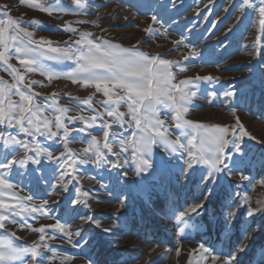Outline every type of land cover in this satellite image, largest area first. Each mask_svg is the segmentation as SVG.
<instances>
[{
  "label": "rangeland",
  "instance_id": "rangeland-1",
  "mask_svg": "<svg viewBox=\"0 0 264 264\" xmlns=\"http://www.w3.org/2000/svg\"><path fill=\"white\" fill-rule=\"evenodd\" d=\"M250 2L259 4V0ZM144 3L155 4V10L161 12L157 19L164 21L163 24H154L152 14H144L146 9L138 7ZM29 4L68 8L71 11L48 15L38 8L29 7ZM80 4L84 7H79L75 0H27L24 4L20 0H0V5L9 6L7 11L13 19L33 31L34 39L51 40L54 45L65 46L64 42L71 43L81 33L90 32L91 38L98 42L108 40L124 48L135 47L149 56L172 61L175 75L173 83L178 84L181 80L194 79L196 76L218 77L214 82H201L200 85L201 89L217 91V97L194 98L195 107L190 108L184 118L209 127L229 126L230 129L236 127L239 119L256 139L244 137L242 142L247 162L244 174L249 176V180H241L239 175L220 174L216 184L211 185L209 198L214 203L223 202L235 206L237 219H233L234 226L230 231H218L216 227L200 230L187 228L184 233L179 231V215L187 213L184 219H190L195 214L188 209L199 203V197L206 194L205 188L209 185L207 181L201 184L200 177L208 169L204 165H196V171L193 172L187 169L186 154L181 157L180 153H176L174 157H168L161 146H154L153 152L157 157L164 156L172 160L174 167L169 175H137L130 149L125 153L127 163H123L124 156L110 155L105 149L107 159L119 161L122 167L112 169L110 165H105L101 168L92 161L87 164L77 163L74 170L68 169L70 174L75 175V179L71 175L65 177V180L71 179L67 192L62 191L52 177L49 179L56 185V192L49 194L44 188L34 189L27 176L15 175L13 166L11 179L18 185L13 189L17 197L32 194L34 199L28 203L37 206L47 199L45 208L52 210L49 216L57 218L68 208L69 199L79 197L80 203L74 207L80 210L81 215H91L93 220L99 222V227L83 220L70 225L69 231L79 229L81 236L88 240L87 244H81L79 248H73L57 232L55 239L47 241L58 250L50 264H61V260H64V264H190L197 257L198 252L194 250H198L201 243L224 256L236 255L243 243L247 247L245 252L238 254L237 264H264V143L256 142L264 141V108L256 103L245 105L239 99L235 101L219 95L220 91L231 85L236 86L239 95L246 89L248 77L253 72L257 75L264 72V30L259 24L258 11L249 8L245 0H175L174 6L169 4V0H80ZM163 5L168 7L161 11ZM0 18H5L2 10ZM33 21L38 22L37 25H33ZM68 26L76 29V32L66 31ZM149 27L154 33L151 39L145 31ZM192 52L214 54L212 59L219 61V67L206 64L199 57L193 59ZM9 63L25 75V83L32 80L38 82L31 85L32 94L36 103L46 106L43 115L51 119L53 125L58 107L69 110L67 117L78 118L75 123L65 118V123L72 130L67 141L37 137L40 146L51 150L53 155L50 161L41 158L44 167L52 169L58 166L56 158L62 159L61 154L66 152L65 143L80 159H88L92 153H84V149L89 148L92 137L95 136L103 144L101 130L86 126V121L97 111H104L102 102L107 98L103 93L92 86L74 84L63 77H54L49 81L47 76L39 72L28 73L15 58ZM44 63L60 72L71 71L76 67L72 61L57 63L46 60ZM176 65L188 67L181 72ZM0 79L7 85L15 83L12 74L3 67H0ZM21 88L28 91L23 85ZM12 98L19 100L18 96ZM89 99L92 101L91 107L85 103ZM120 110L127 112L123 104ZM171 117L170 110H161V119L168 125L169 138L174 140L179 130L175 128ZM104 119L110 121L111 118L105 115ZM133 130L125 126L124 135H129ZM0 131L11 132L17 138L32 139L19 133L18 129L0 126ZM111 131L121 130L118 125H114ZM228 139H232L231 135ZM118 151L119 147L114 145L113 152ZM28 154L34 155L33 152ZM20 158L22 152L17 157ZM59 166L64 167L63 164ZM181 168L185 169L183 176L180 175ZM116 176H119V185H115L113 178ZM85 193L87 195H83ZM245 198L249 203H245ZM0 199L10 202L7 194ZM249 208L259 210L254 211L253 217H248ZM173 211L177 213L176 219L170 218ZM35 215L38 214H25L26 219L14 217L17 223H9L6 229H0V239L11 238L17 246H27L38 241L39 234L27 227L21 228V223L39 227L54 225L56 219L40 217L34 220L32 216ZM105 229L110 231L106 232ZM249 229L252 233L245 238ZM46 231L52 232L54 229L48 228ZM12 232L19 239L10 237ZM72 240L78 242L80 237L73 235ZM40 251L45 256L53 255L48 249L42 248ZM71 256L75 258L69 259ZM206 264H222V261L213 262L209 259Z\"/></svg>",
  "mask_w": 264,
  "mask_h": 264
},
{
  "label": "snow or ice",
  "instance_id": "snow-or-ice-1",
  "mask_svg": "<svg viewBox=\"0 0 264 264\" xmlns=\"http://www.w3.org/2000/svg\"><path fill=\"white\" fill-rule=\"evenodd\" d=\"M22 4L27 0H20ZM79 7L80 0H75ZM249 8L259 13V24L264 30V0H259V4L245 0ZM169 4L175 5V0H169ZM29 7L38 8L52 15L53 12H68V8H54L42 4H29ZM138 7L146 9L145 15L151 13L152 22L163 24L164 21L158 20L157 17L161 12L155 10L156 6L152 3H144ZM168 5H163V8ZM8 5H0L2 16L0 18V67L9 71L15 83L12 85L5 84L0 79V126L6 128L18 129L31 140L17 138L11 132L0 131V197L8 195L10 202L0 199V229H6L8 224H16L14 217L26 219L25 214L32 215L34 220L40 217L56 219L54 225H41L33 227L30 224L21 223V228L27 227L32 232L39 234V240L27 246H17L11 238L0 239V264H50L55 258L57 249L52 248L47 241L55 239L57 232L61 233L73 248H79L81 244H87L88 240L81 236V231H69L70 225L78 220L90 221L99 227V222L93 220L91 215H81L80 210L74 205L80 203L79 197L69 199L68 208L63 210L62 215L57 218L49 216L51 209H46L48 203L44 199L39 206L29 204L33 201L34 196L29 194L26 197L19 198L14 188L18 185L11 179L14 174L18 176H27L29 183L34 189L44 188L49 194L56 192L57 187L49 177H52L59 183L60 189L68 191V184L71 179L65 180L70 174L68 169H75L77 163L87 164L92 161L97 166L103 168L110 165L112 169H119L122 164L119 161H109L105 155L107 153L116 157L124 156L123 163L128 162L125 153L131 150L130 154L133 163L136 165L137 175L141 173H151L152 176L169 175L174 165L172 160L164 156L157 157L154 152V146H161L165 149L168 157H174L180 153L185 161L187 169L196 171V165H204L208 169L200 177V183L206 181L209 187L205 188V195L199 197L200 202L191 206L188 211L194 213L190 219H184L187 213L179 215L181 223L178 229L184 233L187 228L200 230L202 228L216 227L218 231H230L233 225V219H237L235 206L227 205L223 202L214 203L209 197L211 195V185L216 184L220 174L227 176L239 175L241 180H249V176L244 174L247 162L244 159L242 142L244 137L250 140L256 138L252 136L237 119L236 127L214 126L209 127L203 124L194 123L185 119V114L190 108L195 107L194 98L211 97L215 99L217 91H209L207 88L201 89V82H214L218 77L214 76H196L194 79L181 80L178 84L173 83L175 75L172 71L174 66L172 61L161 59L158 56H149L135 47L124 48L119 44H112L108 40L100 42L93 40L92 33H81L78 39L71 43L64 42L65 46L54 45V42L46 39H34L33 31L28 30V26H21L19 20L13 19L7 9ZM38 22L33 21V25ZM83 23V21H81ZM66 31L76 32V29L68 26ZM149 33V39L153 36L151 27L145 29ZM181 43V42H177ZM79 46V47H76ZM258 54V53H257ZM214 55V54H212ZM212 55L192 52L193 59L199 57L204 63H211L219 67V61L213 60ZM15 58L24 70L28 73L39 72L47 76L49 81L55 78H65L71 80L74 84H83L85 87L92 86L98 92H102L107 98L102 102L104 105L103 112H96L89 120L86 121L87 127H97L101 130L103 144L92 137L89 142V148L84 149V153L91 151L88 159H80L78 155L68 149L67 143L64 144L65 153L61 154L58 160V166L52 169H46L42 163V157L45 161L53 159L52 151L40 146L38 136H44L47 139L59 138L67 141L71 134L65 118L75 123L77 117H67L68 109L63 107L57 108L54 116L55 124L52 120L44 116L46 106L36 103L32 94L31 85L38 83L35 80L25 83V75L9 63ZM188 59V57H185ZM50 60L57 63L72 61L76 67L74 70L60 72L49 68L44 61ZM181 72L186 71L187 65H176ZM28 91H24L21 88ZM223 97H230L233 100H240L245 105L252 103L258 104L264 108V72L257 75L252 73L248 77L246 89L239 93L235 85L219 92ZM18 96L19 100L12 97ZM54 103L56 101H53ZM90 107L91 99L85 101ZM123 104L127 112L121 111L120 106ZM170 110L171 119L174 126L179 130L176 139L169 138L168 125L161 119V110ZM235 111V109H233ZM95 111V110H94ZM105 115L110 119L105 120ZM128 119H125V117ZM79 119H84L79 117ZM114 125H118L121 131H111ZM125 126L134 129L129 135H124ZM55 128V130H53ZM237 128L239 131H237ZM231 135L232 139L228 137ZM111 136V138H110ZM257 143L264 141L257 140ZM119 147L120 151L113 152V146ZM230 146V147H229ZM22 158L17 159L18 156ZM33 152L34 155H29ZM239 156L240 159H236ZM63 164V168L59 166ZM31 165V167L29 166ZM58 173V175H57ZM180 175H185V169L181 168ZM115 185H119V176L113 178ZM31 191V189H30ZM83 195H87L86 193ZM59 203V202H57ZM245 203H249L245 198ZM259 210V209H257ZM251 208L247 210L248 217L254 216ZM226 214V215H225ZM170 218L176 219L177 213L173 211ZM8 222V223H6ZM51 228L54 231L49 232L46 229ZM104 231H110L105 229ZM252 233L247 230L248 235ZM190 235V233H188ZM79 236L78 242H73L72 236ZM10 237H16L15 232L9 234ZM244 238V239H245ZM247 245L241 244L236 255L227 256L217 254L203 243L199 245L197 257L190 264H206L211 259L213 262L222 261V264H237L239 253L245 252ZM48 249L53 255H42L40 249ZM74 259V256L68 257ZM64 264V260H61ZM94 264V262H91Z\"/></svg>",
  "mask_w": 264,
  "mask_h": 264
}]
</instances>
